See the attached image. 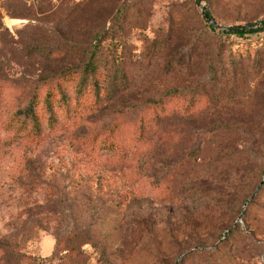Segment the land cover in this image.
Returning a JSON list of instances; mask_svg holds the SVG:
<instances>
[{
    "label": "rangeland",
    "instance_id": "obj_1",
    "mask_svg": "<svg viewBox=\"0 0 264 264\" xmlns=\"http://www.w3.org/2000/svg\"><path fill=\"white\" fill-rule=\"evenodd\" d=\"M262 21L264 0H0V264H264V31L206 26ZM95 56L118 94L25 136L38 81Z\"/></svg>",
    "mask_w": 264,
    "mask_h": 264
},
{
    "label": "trees",
    "instance_id": "obj_2",
    "mask_svg": "<svg viewBox=\"0 0 264 264\" xmlns=\"http://www.w3.org/2000/svg\"><path fill=\"white\" fill-rule=\"evenodd\" d=\"M204 17L211 20L208 12L205 13ZM261 24L264 26V21ZM206 26L212 31L215 30V27L221 29L220 26L212 25V23L206 24ZM240 26H248V28L239 29L238 31L224 30L226 31L224 33L242 37L247 34L264 31L263 29H252L251 25ZM190 50L189 47L184 48L186 53ZM100 61V56H95L83 65L69 64L58 74L41 78L24 107L17 109L13 114V119L24 125L25 136L34 140L41 138L47 132H57L61 124L65 122V119H76L77 114L81 111H96L101 105L112 100L118 94L119 86L122 82V65L116 64L111 80L102 85L98 77L103 68ZM242 69L236 74L242 75L241 81L245 84L247 81L246 77L249 75V67H242ZM250 70L253 72V78L257 79V83L264 79V51L255 60ZM230 77L232 79V76ZM233 79L236 83L234 77ZM236 85H232V88L236 89ZM4 113L5 111L0 108V119L3 118ZM144 131L145 128L140 135L142 143ZM90 146H86L87 150L94 153ZM102 147L106 152H116L123 155L122 158L125 160L137 156L143 145L141 147L134 145L122 147L113 137L112 142L109 144L105 142ZM231 239V237L227 238L229 242H231Z\"/></svg>",
    "mask_w": 264,
    "mask_h": 264
},
{
    "label": "water",
    "instance_id": "obj_3",
    "mask_svg": "<svg viewBox=\"0 0 264 264\" xmlns=\"http://www.w3.org/2000/svg\"><path fill=\"white\" fill-rule=\"evenodd\" d=\"M243 28H248V26H239V27H221V29L223 30H234V31H238L239 29H243ZM263 184V182H261V185Z\"/></svg>",
    "mask_w": 264,
    "mask_h": 264
}]
</instances>
